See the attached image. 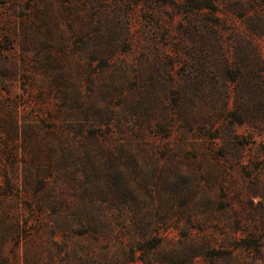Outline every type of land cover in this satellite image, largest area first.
Wrapping results in <instances>:
<instances>
[{
  "label": "rangeland",
  "instance_id": "374dc122",
  "mask_svg": "<svg viewBox=\"0 0 264 264\" xmlns=\"http://www.w3.org/2000/svg\"><path fill=\"white\" fill-rule=\"evenodd\" d=\"M0 264H264V0H0Z\"/></svg>",
  "mask_w": 264,
  "mask_h": 264
}]
</instances>
